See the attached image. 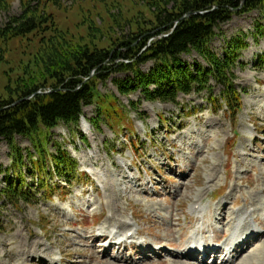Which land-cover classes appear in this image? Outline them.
Masks as SVG:
<instances>
[{
  "label": "rangeland",
  "instance_id": "rangeland-1",
  "mask_svg": "<svg viewBox=\"0 0 264 264\" xmlns=\"http://www.w3.org/2000/svg\"><path fill=\"white\" fill-rule=\"evenodd\" d=\"M179 6V0H0V28L15 18H34L39 26L28 34L0 37V109L17 103L23 92L37 85V94L52 91L56 81L44 73L41 62L55 48L49 41L64 40L66 49L81 44L126 52V43L155 28L160 31L163 26L157 18L164 21L167 11ZM166 35L148 39L147 48ZM232 39L246 45L230 68L240 99L235 118L224 87L212 79L210 89L180 93L178 104H172L150 101L141 90L120 93L114 80L131 73L116 72L97 81V96L84 107L77 124L41 127L34 136L16 135L12 144L0 139V164L6 174L22 179L33 191L27 196L30 202L0 199V264H50L52 256L61 258L59 264L138 260L139 249H112L110 257L103 259L105 246L100 245L105 244L94 241L93 245V239L84 242L82 236L109 227L111 221V227L120 225L124 230L131 223L146 242L166 248L159 251L161 246H154L161 256L149 253L154 263L139 264H189L179 258L175 245L189 239L202 223L222 229L208 233L207 239L224 234L225 240L233 231L227 220L236 212H240L236 224L241 228L247 221L262 231L264 8L235 14L220 24L209 49L222 58ZM181 58L190 65L208 66L195 51ZM153 64L148 61L141 69L147 72ZM61 152L76 162L72 183L54 174L53 158ZM4 176L0 175V190L7 188ZM197 199L211 215L217 203H226L224 220L205 222L194 214L189 218ZM257 209L258 214H252ZM257 216L263 223L255 222ZM170 217L173 232L168 227ZM257 249L241 264H264V240Z\"/></svg>",
  "mask_w": 264,
  "mask_h": 264
},
{
  "label": "trees",
  "instance_id": "trees-1",
  "mask_svg": "<svg viewBox=\"0 0 264 264\" xmlns=\"http://www.w3.org/2000/svg\"><path fill=\"white\" fill-rule=\"evenodd\" d=\"M179 2V9L167 11L164 21L161 17L157 18L163 26L161 32L155 28V31L139 34L126 43V52L111 53L105 49L90 48L81 44L73 47L66 44L68 47L66 49L64 40L60 44L49 41L48 45L50 43V46L55 48L50 50L41 62L44 73H50L56 81L52 85V91L37 94L40 87L37 85L23 92V97H19L17 103L15 101L6 103L9 106L0 109V139L12 144L16 135L34 136L41 127L52 129L60 122L77 124L84 106L91 104L96 96L97 81L106 80L111 73L116 72L131 73L123 80H114L120 93L141 90L148 100L164 103H177L180 93L190 94L192 91L200 93L210 89L208 82L212 79L224 87L223 94L227 98V105L235 116L240 99L236 97L230 68L238 51L246 45L241 40H229L225 56L221 58L209 49V43L220 24L227 22L235 14L263 9L264 0H179ZM44 18L41 17V20ZM21 19L23 18H15L12 23L0 28V37L20 36L39 28L38 20ZM44 22L40 21L39 24ZM159 33H167L168 36L146 48L148 39ZM135 43L138 44L134 46ZM143 48L146 49L139 55ZM193 51L205 59L207 67L200 63L190 65L183 61L182 55ZM119 59L132 62L115 63ZM148 61L154 64L145 72L141 65ZM92 72L95 73L93 76ZM30 96L33 98L28 99ZM40 152H43L42 149ZM64 154L61 152L54 156L53 168L55 174L71 182L75 178L76 165L70 156ZM72 168L73 170L69 171ZM4 172L3 165L0 164V174ZM6 182L7 188L0 191V199L6 197L8 201L12 200V203H16L14 199L17 202H30L31 199L27 196L31 189L22 179L18 181L7 176ZM1 231L0 224V233Z\"/></svg>",
  "mask_w": 264,
  "mask_h": 264
},
{
  "label": "bare ground",
  "instance_id": "bare-ground-1",
  "mask_svg": "<svg viewBox=\"0 0 264 264\" xmlns=\"http://www.w3.org/2000/svg\"><path fill=\"white\" fill-rule=\"evenodd\" d=\"M84 128L87 129V124H85ZM251 153H252V151H251ZM200 203H201V199H197L193 205V211H192L193 214L200 221L207 222V221H211L213 219L216 221H222V220H224L226 214L228 213V207H227L226 203H223V204L217 203L216 207L214 206V208H215L214 215L204 216L203 215V209H202L203 207L201 206ZM250 204L253 205V202ZM238 217H240V212L233 213V215L231 217H229V220H227L228 224H233V231L227 235L232 236L235 234L236 229H237L236 219L238 220ZM256 219H257V222L259 224L263 223L262 221H260V219L258 217ZM110 223H112V221ZM110 223H109L110 228L108 226L103 227L101 230H99L100 231L99 233L92 231V232L88 233L89 235L82 236V238L84 239V242L88 241L90 239H93V245H95V243H97V242H102L99 244H105L106 245L103 259L106 257H110V251L112 249H116V248L119 249L118 251H120L122 249H132V250L139 249L138 253L140 256L138 260L131 259L130 261H128L124 258H121L122 261L114 260V262H116V263L139 264V261L140 262L146 261L147 263H149V262L153 261V260H151L152 256L150 257L149 253L153 254L155 257H160L161 254L157 250H155V248H154V245H156V244H151L149 242L144 241V244L133 245V244H129L125 240H122L123 236H128V233H132L131 239H136L137 236L139 237V234H138L139 230L135 229V226H133L131 223L127 224V226H126L127 230H124L122 228V226H120V225H119V228L118 227H111L112 224H110ZM168 224H169L168 227H170L169 229L172 231V228H173V230H174L175 225L173 224V220H171V217H170V220L168 221ZM202 224H203L202 227H205L204 226L205 224L204 223H202ZM199 228H200V225H199ZM110 229H116V231L114 232L113 230L111 231ZM242 229L243 230L240 232V235L241 234H243V235L241 237L237 238L238 241L235 243L234 249L231 252L232 257L228 261H223L221 264H241V263H243L241 261L244 260V257L245 256L246 257L253 256L255 254L256 250H258L257 247L259 246V243L262 240H264V233H258L257 231L253 230L252 225H250L248 222H245ZM211 230L216 232V230L214 228H209L208 226H206L204 228L202 233H203V235H205V237L202 240H193L192 237H189V239L184 240L183 243L181 242V243L177 244V246L175 245V248H173V249H181L184 247H186V249H187L185 251H182V250L177 251V252H179V258L189 260V262H190L189 264H197L199 261H200L199 264H208L207 261L210 259L213 260V264H216L215 261L218 258V256L220 254L224 255V249H223L224 245L222 244L219 246H215L212 244L211 240L206 238V236L208 235V233H210ZM246 233H248V234H246ZM94 241H95V243H94ZM157 245L161 246V247H159L160 248L159 251L166 249L164 246H162L160 244H157ZM118 259H119V257H117V260ZM45 260H48V259H45ZM50 261H51L50 264L54 263L55 259L53 256H52ZM151 263H154V261ZM162 263H165V262L159 261V264H162Z\"/></svg>",
  "mask_w": 264,
  "mask_h": 264
}]
</instances>
